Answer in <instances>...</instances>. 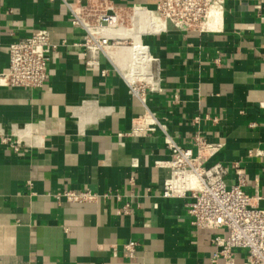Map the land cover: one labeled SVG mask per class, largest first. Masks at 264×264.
Here are the masks:
<instances>
[{"label":"crops","instance_id":"0c3cea01","mask_svg":"<svg viewBox=\"0 0 264 264\" xmlns=\"http://www.w3.org/2000/svg\"><path fill=\"white\" fill-rule=\"evenodd\" d=\"M93 24L114 11L123 27L89 67L60 1L0 0V74L9 45L46 29L57 47L42 88L8 87L0 78V131L22 141L20 151L0 142V264H248L236 249L232 263L215 258L212 242L223 229L197 228L191 200L163 197L170 153L163 132L128 135L144 106L123 74L129 43L144 42L159 90L149 104L183 145L204 135L222 143L208 164L227 167L228 186L244 171L246 193L264 209V0H226L216 30L198 32L172 23L161 33L132 25L136 6L156 0L74 1ZM132 25V27H131ZM106 70V74H102ZM64 189L90 190V201L58 198ZM134 240L133 255L124 244Z\"/></svg>","mask_w":264,"mask_h":264},{"label":"built area","instance_id":"2783aa9c","mask_svg":"<svg viewBox=\"0 0 264 264\" xmlns=\"http://www.w3.org/2000/svg\"><path fill=\"white\" fill-rule=\"evenodd\" d=\"M55 1V0H50ZM68 10L70 22L83 30L79 45L83 48L87 66H98L95 55L105 52L109 46L127 44L128 39L118 40L109 35L112 29L123 27L116 12L99 16L96 23L85 21L84 13L74 1L60 0ZM226 0H156L153 8L136 6L131 16L132 25L140 32L156 34L166 31L168 24L183 30L198 32L214 31L222 20ZM131 25V27H132ZM125 28V27H123ZM134 47L133 57L123 77L134 96L144 106V113L133 118L128 135L146 137L149 133L162 130L165 145L170 153L167 162L159 165L169 169V176L162 188L163 197H186L191 200L188 213L197 228L223 229L224 234H215L212 242L217 247L215 258L232 263L234 251L245 249L248 264H264V209L254 203L255 196L244 190L246 176L237 170L238 181L228 186L225 182L226 165L220 162L208 164V160L221 149L222 143L209 141L202 134H196L194 147L181 144L161 124L152 106L149 94L159 90V80L150 71L153 57L149 46L144 43H129ZM57 47L51 41L46 29H37L9 45V63L0 78L8 87L42 88L49 80L48 62ZM102 70V74H106ZM0 142L16 152L22 148V141L13 134L0 131ZM68 201L93 200L97 194L90 190L64 189L56 194ZM138 242L131 240L124 249L133 255Z\"/></svg>","mask_w":264,"mask_h":264}]
</instances>
